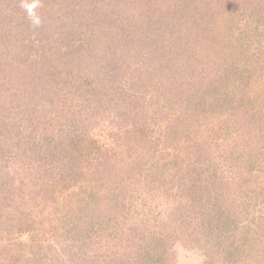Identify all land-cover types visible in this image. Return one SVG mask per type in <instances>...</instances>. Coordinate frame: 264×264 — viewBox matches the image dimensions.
Returning <instances> with one entry per match:
<instances>
[{"label": "trees", "instance_id": "1", "mask_svg": "<svg viewBox=\"0 0 264 264\" xmlns=\"http://www.w3.org/2000/svg\"><path fill=\"white\" fill-rule=\"evenodd\" d=\"M252 21L254 47L241 39ZM262 24L264 0H0V238L56 215L76 258L38 264H168L174 242L141 189L163 193L174 168L171 190L191 200L177 220L202 228L190 242L264 264ZM182 135L191 158L173 148ZM88 240L97 256L79 253Z\"/></svg>", "mask_w": 264, "mask_h": 264}, {"label": "rangeland", "instance_id": "2", "mask_svg": "<svg viewBox=\"0 0 264 264\" xmlns=\"http://www.w3.org/2000/svg\"><path fill=\"white\" fill-rule=\"evenodd\" d=\"M220 10L221 9H219L218 7L215 11L221 13ZM221 15L223 16V14ZM255 25L256 24L252 21L249 22V25L245 24L243 26V28L245 29V34L242 36L241 39L247 40V44H249L250 47L256 46L257 45L256 42H258V38H256V34L254 32ZM221 26L222 24H220L218 27ZM263 27L264 24H262V28ZM29 31L30 29L26 30L25 37L26 36L29 37L28 36ZM204 38H205V34H204ZM236 42L237 40H235L236 47H240L239 41L237 43ZM244 68L247 69L249 67L246 65L244 66ZM225 69L226 66L224 67V70L222 69V72L220 71V75L223 74L224 78L229 77L235 71V69H232L231 71L228 68L227 70ZM181 71L184 72V70ZM224 73H226V75ZM236 74L241 75L238 70L234 75ZM211 76L212 77L216 76V74L212 75V72H210L209 77ZM186 77L188 76L186 75ZM197 78L199 79V77H196L195 79ZM221 114L222 115L218 116L220 117V119L227 117V115L223 116L222 112ZM104 136H107L109 138V135L106 132ZM194 140L195 139L192 138L190 135L177 136V138L173 141V148L176 153H179L178 155L188 157V153H189V158H191V154H194V152H192L191 150V146L193 145ZM195 155L197 154L195 153ZM229 161L230 160H227V162H223L224 164L220 166V170L218 171L221 178L225 177L223 178L225 181L223 183L225 185V187L223 186V191L226 190V185H227L226 183L231 184V182L228 181V172H230L229 170L231 169V165ZM173 169L174 168H165L164 172L162 173V179L163 178L166 179V182L164 184L162 183V186H160L165 190L163 193L160 192L159 190L155 192V190L150 189L149 186H145L143 187V189H141V191L144 190L141 199H144V201L146 199L147 201L146 203L148 207L147 210H151L155 213V217L158 218L157 222L160 224L161 227L164 228V233L167 234L166 237L168 239L167 241L169 242L168 245L170 246L171 242H174L172 244V253H168V258H169L168 264H253V262L251 261L254 260L250 259V262L248 263L247 261L249 260H246L248 256L245 257L243 253H241L240 256H236L235 258L233 256H228V254L225 255L224 253L208 254L205 252L206 243L204 242V240L203 241L200 240V242H202L200 245H198V243H195L193 245L190 242L191 237H193L197 232L200 233L202 228L200 229V226H198L197 224L198 218L192 221H189L187 218H185V220H177L178 217L183 218L184 215L187 213L188 211L187 208L191 200L185 202V199L182 196H179L180 194L178 195L176 194L178 192L171 190V182L169 181V178H171V175L174 171ZM159 176L160 174H158L157 178H158V182L160 183L161 178L159 181ZM262 190H264V180L260 186H257L258 195L261 194ZM217 191L218 190L214 188V193H217ZM101 192L103 193L106 192V189L103 188ZM206 194L207 193H204L201 194L200 196L201 209L200 212L198 211L199 213L198 216H201L202 211H204L203 213L204 216H207L205 215L206 208L210 204V202L208 201V197H211V199L215 198V195L211 194L212 196H210V194L209 195ZM179 200L184 201L183 202L184 206H182V203L179 202V206H178L179 209L177 213L172 214V212L177 208V204H178L175 201H179ZM224 201L230 204L226 198H224ZM181 207L183 212L180 210ZM32 209L33 208H30L28 210H32ZM254 217L264 218V202L263 203L261 202V205H259L258 208L254 210ZM32 219L34 218L32 217ZM51 219L53 221L46 220L43 218V215H40L39 218L34 219L33 224H31V222L29 221L26 224V226H24V230H22V232L14 234V238L12 239L0 238V241H5L6 243H8V247L6 249L3 250L0 249L1 252L0 264H38V252L41 253V256L46 255L47 257H53V256L59 257V255L61 257H66L67 253L69 252L70 257L74 256V258H76L75 255L76 249H71V248L68 249L67 245L63 246V244H61L62 241L60 240L59 236L61 235L62 232L59 233V231L62 226L61 225L59 226L60 229H58L57 227L60 224L59 223L60 220L57 219L56 215L55 218H51ZM257 227H258L257 223L255 226H251L248 225L246 221H244L243 224H240L237 228H239V230H244V231H246V229H250L249 230L250 234H253L258 239H262L263 238L262 233L260 234V232L256 231ZM117 229L118 228H116V230ZM175 236L179 238L172 239ZM87 242L88 243L86 244V246L83 247L84 251L79 253L80 254L86 253L87 256L90 254H92L93 256H97L95 253H99V252L98 251L96 252L97 249L95 248V244L91 247L90 241L88 240ZM39 244L43 245L42 249L39 247ZM63 247L65 248V250ZM100 253H105V251H103L102 249ZM263 254L264 253H256L255 257H257V260H260ZM96 262L99 261L96 260Z\"/></svg>", "mask_w": 264, "mask_h": 264}, {"label": "clouds", "instance_id": "3", "mask_svg": "<svg viewBox=\"0 0 264 264\" xmlns=\"http://www.w3.org/2000/svg\"><path fill=\"white\" fill-rule=\"evenodd\" d=\"M36 5H32L31 7H35ZM31 7L29 8V11L31 12Z\"/></svg>", "mask_w": 264, "mask_h": 264}]
</instances>
